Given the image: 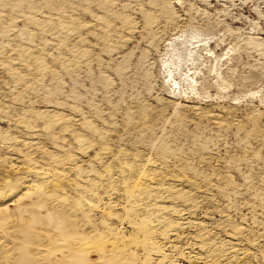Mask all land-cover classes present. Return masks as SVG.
I'll return each mask as SVG.
<instances>
[{
	"label": "rangeland",
	"instance_id": "374dc122",
	"mask_svg": "<svg viewBox=\"0 0 264 264\" xmlns=\"http://www.w3.org/2000/svg\"><path fill=\"white\" fill-rule=\"evenodd\" d=\"M0 264H264V0H0Z\"/></svg>",
	"mask_w": 264,
	"mask_h": 264
}]
</instances>
